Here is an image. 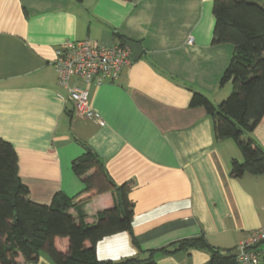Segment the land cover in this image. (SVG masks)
Wrapping results in <instances>:
<instances>
[{
    "label": "crops",
    "instance_id": "0c3cea01",
    "mask_svg": "<svg viewBox=\"0 0 264 264\" xmlns=\"http://www.w3.org/2000/svg\"><path fill=\"white\" fill-rule=\"evenodd\" d=\"M214 27L213 0H0V138L17 152L30 199L79 193L72 161L87 148L114 182H130L136 242L127 231L104 237L101 260L209 264L207 249L180 242L203 237L227 252L264 226V173L232 177L238 144L216 140L214 117L191 105L193 90L216 106L231 92L220 82L234 46L214 44ZM86 38L143 50L115 82L90 88L99 118L76 114L52 64L57 46ZM248 137L264 149V117ZM113 201L111 192L93 196L86 221ZM19 264L54 263L42 252Z\"/></svg>",
    "mask_w": 264,
    "mask_h": 264
},
{
    "label": "trees",
    "instance_id": "16d2710c",
    "mask_svg": "<svg viewBox=\"0 0 264 264\" xmlns=\"http://www.w3.org/2000/svg\"><path fill=\"white\" fill-rule=\"evenodd\" d=\"M213 43H231L234 52L220 84L231 83V92L217 106L206 95L193 90L192 106H203L214 117L216 140L232 138L243 161L233 159L230 174L264 173V149L253 139L243 138L264 117V0H213ZM121 43H126L124 38ZM73 172L84 182L83 189L68 196L56 192L50 203L30 199V191L18 173L14 146L0 138V264L38 261L45 252L54 264H157L153 257L101 260L97 243L106 236L131 234L134 203L130 182L117 184L104 163L90 149L72 161ZM111 192L113 205L101 210L94 223L86 221L83 207L95 195ZM205 248L209 264H238L203 237L184 240L179 248Z\"/></svg>",
    "mask_w": 264,
    "mask_h": 264
},
{
    "label": "built area",
    "instance_id": "2783aa9c",
    "mask_svg": "<svg viewBox=\"0 0 264 264\" xmlns=\"http://www.w3.org/2000/svg\"><path fill=\"white\" fill-rule=\"evenodd\" d=\"M132 62L131 48L126 43L107 46L86 38L66 40L57 46L52 64L58 84L66 89L76 114L99 118L90 101V88L115 82ZM236 249L238 264H264V226L252 230Z\"/></svg>",
    "mask_w": 264,
    "mask_h": 264
},
{
    "label": "water",
    "instance_id": "95a60500",
    "mask_svg": "<svg viewBox=\"0 0 264 264\" xmlns=\"http://www.w3.org/2000/svg\"><path fill=\"white\" fill-rule=\"evenodd\" d=\"M126 44L130 46L131 48V56L133 60H138L142 54V47L140 46L139 43L134 42V41H127ZM239 253L238 249L232 250V251H227L224 252V256L226 257H236Z\"/></svg>",
    "mask_w": 264,
    "mask_h": 264
},
{
    "label": "rangeland",
    "instance_id": "374dc122",
    "mask_svg": "<svg viewBox=\"0 0 264 264\" xmlns=\"http://www.w3.org/2000/svg\"><path fill=\"white\" fill-rule=\"evenodd\" d=\"M229 87L228 88H230V85H228ZM230 90H231V88H230ZM229 93H230V91L228 92V94H226L227 96L229 95ZM247 134V132L245 131L244 132V135H246Z\"/></svg>",
    "mask_w": 264,
    "mask_h": 264
}]
</instances>
